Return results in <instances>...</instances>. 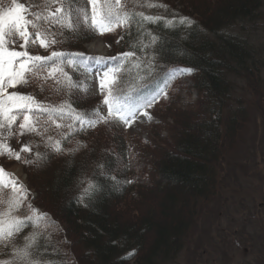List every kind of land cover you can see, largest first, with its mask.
<instances>
[{"label": "trees", "instance_id": "1", "mask_svg": "<svg viewBox=\"0 0 264 264\" xmlns=\"http://www.w3.org/2000/svg\"><path fill=\"white\" fill-rule=\"evenodd\" d=\"M260 1L212 0L203 10L194 0H159L167 5L169 16L183 14L195 22L173 29L146 25L158 36L157 44L144 53L155 57V73L170 67L193 68L194 85L201 94L197 110H176L169 116L171 123L161 120L172 141H161L156 133L155 139L133 145L122 136L112 139L107 132L112 124H100L76 134L75 140L83 145L79 151L49 153L40 167L25 165L30 189L41 194L39 204L59 224L60 240L72 241L69 247L80 264H129L135 257L134 264H161L183 249L201 203L216 191L222 152L237 136V125L247 119L245 109L229 108V75L241 74L253 81L259 61L251 47L225 29L236 20L256 15ZM157 11L163 10L150 12ZM130 31L119 29V43L114 47L120 50L118 54L128 51L135 40ZM96 36L81 30L52 50L82 53L83 44ZM39 53L48 55L43 49ZM46 95L47 91L37 98ZM71 100L78 110L93 109L78 93ZM74 146L65 143L66 148ZM113 176L115 182L109 178ZM87 182L97 188L80 202ZM53 246L49 248L52 259L60 248L56 243ZM133 250L135 255L124 259Z\"/></svg>", "mask_w": 264, "mask_h": 264}, {"label": "snow or ice", "instance_id": "2", "mask_svg": "<svg viewBox=\"0 0 264 264\" xmlns=\"http://www.w3.org/2000/svg\"><path fill=\"white\" fill-rule=\"evenodd\" d=\"M194 23L175 13L169 16L167 5L159 0H0V157L40 167L49 153L79 151L83 145L75 140L78 133L100 124L131 128L140 116L151 121L148 109L195 69L170 67L155 73V57L144 53L157 44L158 36L146 25L173 29ZM117 29L131 30L135 40L128 51L114 57L52 50L81 30L103 36ZM40 49L48 55H40ZM93 79L100 104L78 110L71 96L88 94ZM29 88L36 91H26ZM46 91L42 100L37 98ZM10 139L17 141L19 150ZM65 143L75 146L66 148ZM41 147L45 151H39ZM96 188L87 182L79 201ZM29 195L15 174L0 166V254L6 249L9 257L0 264H53L47 230L55 228V222L31 204ZM29 227L32 231L17 244L16 238ZM134 255L133 250L124 259Z\"/></svg>", "mask_w": 264, "mask_h": 264}, {"label": "rangeland", "instance_id": "3", "mask_svg": "<svg viewBox=\"0 0 264 264\" xmlns=\"http://www.w3.org/2000/svg\"><path fill=\"white\" fill-rule=\"evenodd\" d=\"M194 1L196 7L203 10L210 7L212 2ZM174 4L173 6H178ZM225 31L251 47L259 60L253 81L241 74L229 75L232 87L229 108L235 112L245 109L247 119L241 125H237L238 129L235 131L237 136L231 137L228 147L222 152L216 167V191L212 197L201 203L196 220L184 237L183 249L172 259L167 261L162 259L161 264H264V0L260 1L256 15L236 20ZM118 32L119 29L114 33L94 37L83 44L81 52L88 56H116L120 51L114 48L118 41ZM181 34L186 36V30L181 29ZM214 38L211 37L212 40ZM73 78L75 79V76ZM194 84L192 75L176 80L169 89L167 98L160 99L154 107L148 109L151 121L140 116L131 128L111 125L112 129H107L109 136L112 139L122 136L127 143L133 145L136 142L143 144L147 140L155 139L156 133L159 139H163L161 141H172L170 132L163 127L161 120L168 121L170 114L178 113L179 110L184 112L185 109L191 111L198 109L201 94ZM96 87L93 79L89 93L83 95L89 101L88 105H93V109L102 99L96 93ZM26 91L31 92V88ZM173 107L176 109L170 110ZM9 144L19 150L20 145L15 139H10ZM0 166L7 172L15 174L29 190L31 204L41 212L47 213L54 221L52 215L39 204L41 194L30 189L25 164L0 157ZM58 227L59 224L47 230L49 244L56 243L60 247L54 251L53 264H80L74 251L72 252L69 247L72 241L60 240L59 236L62 235L58 232ZM31 231V227L26 228L16 238V243L20 244L23 237ZM8 258L5 249L4 253L0 254V259ZM135 261L136 257L129 264H134Z\"/></svg>", "mask_w": 264, "mask_h": 264}]
</instances>
